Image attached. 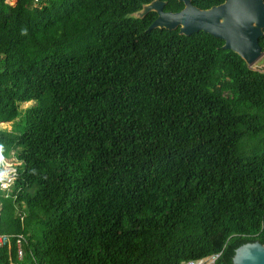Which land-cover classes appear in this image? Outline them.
Segmentation results:
<instances>
[{
  "label": "trees",
  "instance_id": "obj_1",
  "mask_svg": "<svg viewBox=\"0 0 264 264\" xmlns=\"http://www.w3.org/2000/svg\"><path fill=\"white\" fill-rule=\"evenodd\" d=\"M6 1L0 173L20 165L0 264H233L264 245V68L206 32L148 30L155 13L131 15L154 0Z\"/></svg>",
  "mask_w": 264,
  "mask_h": 264
},
{
  "label": "water",
  "instance_id": "obj_2",
  "mask_svg": "<svg viewBox=\"0 0 264 264\" xmlns=\"http://www.w3.org/2000/svg\"><path fill=\"white\" fill-rule=\"evenodd\" d=\"M185 4L181 12H165V2L154 0L132 14L142 18L153 12L156 18L148 30L181 29V34L191 36L206 32L225 41V50L237 53L253 68L264 56L260 39L264 37V0H227L224 4L203 10L193 0H179ZM233 264H264V245L246 243L236 249Z\"/></svg>",
  "mask_w": 264,
  "mask_h": 264
},
{
  "label": "built area",
  "instance_id": "obj_3",
  "mask_svg": "<svg viewBox=\"0 0 264 264\" xmlns=\"http://www.w3.org/2000/svg\"><path fill=\"white\" fill-rule=\"evenodd\" d=\"M38 2L39 0H33L34 4H37ZM8 4L12 5L10 1H8ZM3 163H4L3 171L0 173V189L4 192H11L10 189L17 178V167L20 165V162L16 160V158L10 157L8 159H3ZM24 241L25 239L23 236L20 235L16 237L17 253L19 259H22L23 257ZM10 243H11L10 236L0 234V248L9 246ZM220 256L221 253H218L196 259L190 258L175 264H217Z\"/></svg>",
  "mask_w": 264,
  "mask_h": 264
},
{
  "label": "rangeland",
  "instance_id": "obj_4",
  "mask_svg": "<svg viewBox=\"0 0 264 264\" xmlns=\"http://www.w3.org/2000/svg\"><path fill=\"white\" fill-rule=\"evenodd\" d=\"M255 70H261L262 68H264V56L258 61V63H256V65L253 67ZM32 104V102L30 103H26V104H22L21 105V109L24 110L25 108L29 107ZM3 129L6 130H10L11 129V125L10 124H5L2 125Z\"/></svg>",
  "mask_w": 264,
  "mask_h": 264
},
{
  "label": "crops",
  "instance_id": "obj_5",
  "mask_svg": "<svg viewBox=\"0 0 264 264\" xmlns=\"http://www.w3.org/2000/svg\"><path fill=\"white\" fill-rule=\"evenodd\" d=\"M8 1L11 2V6H16L18 0H7L6 3H8Z\"/></svg>",
  "mask_w": 264,
  "mask_h": 264
},
{
  "label": "flooded vegetation",
  "instance_id": "obj_6",
  "mask_svg": "<svg viewBox=\"0 0 264 264\" xmlns=\"http://www.w3.org/2000/svg\"><path fill=\"white\" fill-rule=\"evenodd\" d=\"M156 18V17H155Z\"/></svg>",
  "mask_w": 264,
  "mask_h": 264
}]
</instances>
